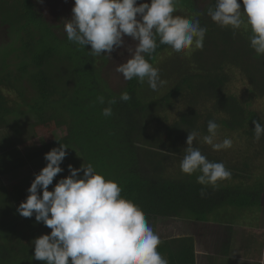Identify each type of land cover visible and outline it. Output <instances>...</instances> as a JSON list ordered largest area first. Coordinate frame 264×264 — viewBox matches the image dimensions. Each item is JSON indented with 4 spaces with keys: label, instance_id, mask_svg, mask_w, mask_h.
<instances>
[{
    "label": "trees",
    "instance_id": "16d2710c",
    "mask_svg": "<svg viewBox=\"0 0 264 264\" xmlns=\"http://www.w3.org/2000/svg\"><path fill=\"white\" fill-rule=\"evenodd\" d=\"M46 10L37 0H0V27L7 30L11 40L7 47L0 44V132L10 125V119L19 121L26 113L34 119L30 127L36 136L64 132L28 153V161L44 157L60 144L75 147L86 164L91 163L105 179L118 183L121 195L138 205L147 221L181 218L207 224L216 220L210 215L225 207L243 209L264 204V199L260 200L264 179H257L249 187L243 186L242 181L223 184L242 178L245 169L230 170L231 179L219 181L215 188L206 187L203 198L200 191L204 186L196 182L201 173L184 179L164 176L172 157L184 153L188 132L207 135L210 120L219 125V130L238 132L255 140L253 121L263 124L261 117L225 92L229 71L237 69L248 80L250 94L264 98V56H257L250 47L248 34L242 29L234 33L221 28L207 16L200 21L207 29L204 46L192 54L195 72L185 71L183 61L178 64L176 60L175 68L183 71L181 80L160 99L149 100L144 98L145 82L135 78L126 80L121 92H109L101 78L98 57L89 53L90 45L80 48L67 40L66 33L57 35ZM157 44L151 57L146 56L154 67L161 54L170 50L159 44L158 38ZM12 54L19 58L15 71L10 68ZM124 91L131 96L128 102L119 100ZM183 92H187L189 109L179 120L161 126L157 113L168 109ZM100 96L105 98L104 104L99 103ZM111 98H116L117 103L112 105L113 115L105 117L102 111ZM201 98L212 102L211 111L206 114L194 109ZM154 121L160 127L148 133ZM260 140L264 149V137ZM10 146L13 145L9 142ZM199 149L210 162L220 163ZM0 192L7 201L0 208V216L5 218L11 230L9 237L15 241L11 246H0V264H45L30 261L34 236L13 232L19 224H25L27 230L46 227L37 223L34 215L14 217L17 207L26 200L27 191L16 181ZM158 251L168 264H195L192 237L163 241Z\"/></svg>",
    "mask_w": 264,
    "mask_h": 264
},
{
    "label": "clouds",
    "instance_id": "9594fccd",
    "mask_svg": "<svg viewBox=\"0 0 264 264\" xmlns=\"http://www.w3.org/2000/svg\"><path fill=\"white\" fill-rule=\"evenodd\" d=\"M43 4V0H37ZM180 0H74L72 16L64 20L67 40L80 48L90 45L93 56L111 53L125 48L129 53L126 62L115 69L125 80L137 79L146 82L153 91L165 86L159 69L147 57L159 44L170 49L169 55L190 54L202 49L207 29L198 19L174 15ZM243 5V10H242ZM215 0L207 15L221 28L234 33L243 28L249 32V44L257 56H264V0ZM199 15V14H198ZM126 38L135 42V47L126 44ZM100 104L105 98H97ZM130 94L124 91L119 100L128 102ZM116 98L107 100L108 107L102 115H113L112 105ZM254 139L264 137V124L253 121ZM219 125L210 120L208 134L203 143L214 151L232 147L233 140L216 142ZM199 133L188 132L184 156L180 169L188 176L196 172V182L201 188L200 196H205V188L217 187L219 181L231 179L232 173L223 163L210 162L193 146ZM68 147L60 144L44 155L47 162L27 189L24 202L17 207V213L24 218L35 216L37 223L51 229L31 241L34 255L31 260L45 264H168L158 251L162 241L159 234L148 223L143 210L122 195L117 182L105 179L91 163L79 168L69 164V175L55 184L54 178L64 172L61 164L67 156ZM83 173V175H81ZM264 264V260H262Z\"/></svg>",
    "mask_w": 264,
    "mask_h": 264
},
{
    "label": "rangeland",
    "instance_id": "374dc122",
    "mask_svg": "<svg viewBox=\"0 0 264 264\" xmlns=\"http://www.w3.org/2000/svg\"><path fill=\"white\" fill-rule=\"evenodd\" d=\"M150 3V0H138L139 3ZM238 2L242 5V0H238ZM43 6L47 9V19L50 24L54 25V32L59 35L63 36L64 31V20L71 19L72 16V8L74 6V0H43ZM215 6V0H180L179 5H177V11L174 15H180L185 18L190 19H198L199 22L206 18L207 10L209 7ZM243 10V5H242ZM199 14V15H198ZM242 31L245 34L249 32ZM10 37L5 30L4 27H0V44L6 45V47L10 44ZM126 44L135 47V42L131 41L130 38H126ZM170 51V50H169ZM168 50L163 52L158 59L157 64L155 65L156 68L159 69V74L162 80L167 81V84L158 91H153L149 88L148 84L145 82L144 91V98L149 100H158L162 97L169 89H172L174 85L178 83L183 77V71L178 70L175 68V62L178 60V64L182 63L180 60L183 61L182 64L185 65V71L189 73L195 72V67L192 65V54L195 50H193L190 54L185 55L183 53L176 54L173 53L169 55ZM129 58V53L125 48H120L111 53V57L105 54H102L98 57V66L101 68V75L104 82L107 83L108 88L106 89L111 92H121L122 88L125 84V79L123 78L122 74L116 72V68L119 64L126 62ZM10 63L11 69L13 71L16 70V65L19 60L15 58L12 54L10 55ZM177 66V63H176ZM178 67V66H177ZM186 73V72H185ZM230 81L225 88V92L227 94H232L243 104V106L248 109L258 113L261 117L262 122L264 124V98L256 97L249 92V82L244 77L241 72L237 69H233L229 71ZM105 83V86H106ZM13 94V93H12ZM187 92H183L179 97H177L173 104L168 109L161 110L157 113V117L161 121L162 125H169L172 124L174 121L179 120L180 115L183 112H186L189 109L188 100L185 98ZM15 95V94H13ZM14 97V96H13ZM144 100V99H143ZM212 102H207L205 99H198L194 109H196L200 114H206L207 112L211 111ZM26 113L23 117L19 119V121L14 122V117L10 119V125L0 132V138L3 139L1 144V148L5 150L1 157L2 159H6V165L4 167H12L15 166L10 173H7V176L3 178V182L7 185L19 181L25 190L31 186L32 181L34 180V175H32V170H34V174H38L40 170L46 166L47 162L44 160V157L34 161L29 162L27 159V154L31 153L35 148L41 147L46 142H50L51 140L57 138V136H63L64 132L55 131L50 132L47 134H43L42 136H36L34 134L33 129H31V124L34 122V119ZM19 123V124H18ZM18 124V125H17ZM18 126V127H15ZM160 127V124L154 121L151 126L148 128V133L155 132ZM20 129V130H19ZM21 134V135H20ZM203 136L202 133H199L197 139L193 142V146L197 148L204 149L203 152L206 154L210 153L211 157L220 160V163H223L228 170L232 169H245V173L242 172L243 177L234 181L224 182L240 184L239 181H242L243 186H251L257 179L263 180L264 179V149L262 141H256L252 139H248L245 136L241 135V133H230L225 132L222 130L217 131L216 142H222L223 139L229 138L233 140V145L231 148L226 150L214 151L210 145L203 143ZM9 142L13 146H8ZM7 145V146H6ZM186 142L183 144L182 148H186ZM67 156L61 167L64 169V172L57 175L54 178L53 185L49 186V191L53 190L55 184L58 182L59 179L65 178L69 175L67 166L69 164L73 165L75 168H79L81 164L86 163L83 159L81 154L78 153L77 149L73 146H70L66 149ZM184 156V153H178L170 160V165H166V173L164 176L171 178V179H184L188 177V175L183 174L180 169V162ZM21 163H25V165H21ZM33 164V165H29ZM83 174V173H81ZM28 193V192H27ZM29 194V193H28ZM264 199V190L261 194L260 200ZM2 197L0 196V200ZM264 212V204H257L255 206H251L248 208L237 209V208H226L221 209L219 212L213 213L209 217L216 218L217 221H235L236 223H246L247 226L251 227L254 226L255 228L260 227L262 223H264L263 214ZM0 215H2L0 211ZM18 213L14 214V217H19ZM3 217V216H2ZM3 219V218H2ZM11 219L10 217L8 220ZM25 219V218H24ZM256 219V220H253ZM20 220V219H19ZM186 220L181 222L177 220V218L169 219V221H164L163 224L160 225L158 221H148V223L153 227V229L159 234L160 238L163 236L160 235L165 234L167 231L171 233V227H177L178 225L182 227L181 229L186 231L187 233L190 231V228L187 226L189 224ZM159 223V224H158ZM11 224V223H10ZM18 229H14L13 232L17 231L18 233H26L27 227L25 224H19ZM192 230L197 232L198 235L202 236L203 239L208 240V250L213 252L215 248V244H213L212 240L208 237L209 235L206 233L207 231L201 227H197L192 224ZM42 227V226H38ZM186 227V228H185ZM5 228H9L5 227ZM19 230V231H18ZM21 231V232H20ZM11 231L6 230L4 233L7 235L4 236L3 242L8 245H14L15 241L11 240L9 237V233ZM190 233V232H189ZM188 233V234H189ZM250 233V234H249ZM2 235V233L0 232ZM43 235L46 233H42ZM205 235H207L205 237ZM252 233L247 231L245 234V238L242 244L245 243L249 244L248 237L251 236ZM41 236V234H40ZM168 236V235H167ZM165 237L169 238V237ZM164 240V238L162 239ZM168 241V240H167ZM3 243V245H5ZM1 250V248H0ZM217 253V252H216ZM215 253V254H216ZM214 254V255H215ZM217 258V256H215ZM229 259V258H228ZM226 257L224 260H228ZM217 264L222 263L221 260H216ZM233 263V262H232Z\"/></svg>",
    "mask_w": 264,
    "mask_h": 264
},
{
    "label": "crops",
    "instance_id": "0c3cea01",
    "mask_svg": "<svg viewBox=\"0 0 264 264\" xmlns=\"http://www.w3.org/2000/svg\"><path fill=\"white\" fill-rule=\"evenodd\" d=\"M3 142V139L0 138V146ZM11 143V142H10ZM9 144V143H8ZM7 146V145H6ZM9 146V145H8ZM6 153L5 150H3L0 147V189L3 187H6L7 184L3 182V178L7 176V173H10L15 166L12 167H4L6 165V159H2V155ZM32 162V161H29ZM34 162V161H33ZM5 164V165H4ZM21 165H25V163H21ZM33 165V164H29ZM34 170H32V175H34ZM17 181V180H16ZM1 193V192H0ZM6 200L2 198L0 200V208L4 205H6ZM24 202V201H23ZM226 208H232V207H225ZM262 214L264 215V212L262 211ZM3 218V219H2ZM0 216V246L3 245V238L6 235L4 231L6 230L11 231L10 229H7L5 227H8V223L5 221V218ZM167 218L164 220H160V225L163 224L164 221H169ZM264 219V216H263ZM179 224L181 222L186 221L185 219L177 218ZM256 220V219H253ZM20 222L24 221L23 219L19 220ZM189 224L187 226L190 228V233L188 234L186 231L182 230L179 225L177 227H171V233L167 231L165 234L160 233L163 238H160L161 241H169L170 239L174 238H183V237H192L194 238L195 242V264H217L216 260H221L222 263L220 264H262V260H264V223L260 227L255 228L254 226H247L246 223H236L235 221H211L207 224L205 223H199L193 220L187 221ZM159 224V223H158ZM192 224L201 227L204 230H206L208 237L212 240L213 244H215V248L213 252H210L208 250V240H202L203 237L198 235L197 232L192 230ZM186 228V227H185ZM13 229V228H12ZM14 229H18L14 228ZM33 229V228H32ZM35 229V230H34ZM33 230H27V234L34 236L33 239H36L40 237V234L42 233L50 234L51 229L47 227H36ZM19 231V230H18ZM249 231L252 233L251 236L248 237L249 244L245 243L242 244L244 238L246 237V232ZM15 232V231H14ZM17 232V231H16ZM21 232V231H20ZM23 233V232H22ZM21 233V234H22ZM20 234V233H19ZM250 234V233H249ZM168 235V236H167ZM169 237L166 238L165 237ZM207 235H205L206 237ZM217 252V253H216ZM216 253V254H215ZM215 254V255H214ZM217 256V258H215ZM225 257L228 260H224ZM166 259V258H165ZM233 262V263H232ZM2 264L3 261H2ZM6 264V263H5Z\"/></svg>",
    "mask_w": 264,
    "mask_h": 264
}]
</instances>
